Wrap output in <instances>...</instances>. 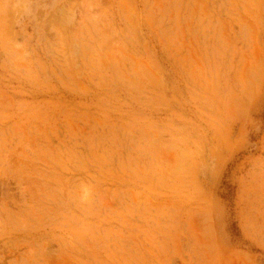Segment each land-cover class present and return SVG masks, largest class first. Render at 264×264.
Segmentation results:
<instances>
[{
  "label": "rangeland",
  "instance_id": "obj_1",
  "mask_svg": "<svg viewBox=\"0 0 264 264\" xmlns=\"http://www.w3.org/2000/svg\"><path fill=\"white\" fill-rule=\"evenodd\" d=\"M0 264H264V0H0Z\"/></svg>",
  "mask_w": 264,
  "mask_h": 264
},
{
  "label": "bare ground",
  "instance_id": "obj_2",
  "mask_svg": "<svg viewBox=\"0 0 264 264\" xmlns=\"http://www.w3.org/2000/svg\"><path fill=\"white\" fill-rule=\"evenodd\" d=\"M252 73V72H251ZM253 76H254V74H253ZM249 77H251V76H249ZM245 78H246V76H245ZM253 78V77H252ZM254 79H256V78H254Z\"/></svg>",
  "mask_w": 264,
  "mask_h": 264
}]
</instances>
